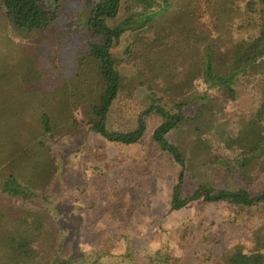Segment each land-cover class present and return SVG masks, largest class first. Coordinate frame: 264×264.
Here are the masks:
<instances>
[{
	"label": "trees",
	"instance_id": "1",
	"mask_svg": "<svg viewBox=\"0 0 264 264\" xmlns=\"http://www.w3.org/2000/svg\"><path fill=\"white\" fill-rule=\"evenodd\" d=\"M2 2L9 20L23 30L45 29L60 17L56 8L37 0ZM171 19L180 25H170ZM84 26L92 35L85 41L89 74L73 76L71 86L55 95L54 108L40 114L41 130L33 142L13 140L0 120V264H98L103 256L68 250L58 207L44 203L51 201L56 171L46 141L59 143L74 134L78 116L90 131L125 146L143 142L147 120L160 119L151 140L181 168L173 210L193 201L264 204V99L236 130L223 121V110L239 98L238 87L264 73V0H98ZM122 41L123 52L115 57ZM199 80L206 90L193 94ZM260 89L264 95V85ZM193 103L196 111L189 117L184 110ZM4 112L0 107V115ZM187 138L199 149L219 153L212 165L198 167L218 173L223 188L205 180L180 198L182 173L189 167ZM214 239L201 236L205 247L193 253H206L198 264H264L262 229L252 231L251 252L242 244L217 251ZM187 244L193 246L191 239ZM154 255V264H182L172 256L161 260L159 251Z\"/></svg>",
	"mask_w": 264,
	"mask_h": 264
},
{
	"label": "rangeland",
	"instance_id": "2",
	"mask_svg": "<svg viewBox=\"0 0 264 264\" xmlns=\"http://www.w3.org/2000/svg\"><path fill=\"white\" fill-rule=\"evenodd\" d=\"M37 1L56 8L60 17L45 29L23 30L9 20L0 0V107L5 110L0 120L9 136L21 143L33 142L40 133V114L54 108L55 95L71 86L72 77L88 76L85 41L92 35L84 25L98 0ZM173 21L169 24L180 25V21ZM125 43L113 50L115 57L121 56ZM223 68L229 71L230 64L224 62ZM252 68L258 69V64ZM254 77L251 84L238 87V100L223 110V121L230 130L237 129L243 116L252 117L264 99L260 89L264 73ZM194 87L193 94L206 90L202 80L195 81ZM196 106L191 104L184 113L193 116ZM78 119L79 129L74 134L59 143L46 141L52 148L56 171L51 201L44 203L58 207V226L66 236L67 249L100 253L103 256L98 264H154L158 251L161 260L172 256L180 258L182 264H198L206 252L193 251L205 247L200 242L202 235H210L215 237L211 244L217 251L236 244L253 251L252 231L262 229L264 234V204L226 207L193 201L172 209L181 168L151 140L160 119H148L146 139L131 146L110 143ZM185 140L191 146L186 153L189 167L182 173L180 198L191 196L205 180L223 188L218 173L206 174L198 167L212 165L219 153ZM206 175L210 176L206 179ZM185 231L193 234L185 237ZM190 239L193 246L187 244ZM182 246L185 249L180 254Z\"/></svg>",
	"mask_w": 264,
	"mask_h": 264
}]
</instances>
